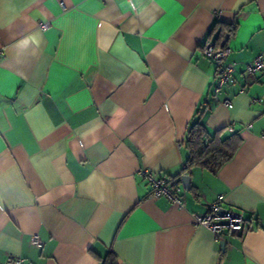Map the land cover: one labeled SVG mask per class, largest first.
<instances>
[{"label": "crops", "instance_id": "obj_1", "mask_svg": "<svg viewBox=\"0 0 264 264\" xmlns=\"http://www.w3.org/2000/svg\"><path fill=\"white\" fill-rule=\"evenodd\" d=\"M226 34L235 81L215 94L201 45ZM0 47V264H264V72L244 71L264 0H0ZM196 120L240 142L186 190ZM142 170L179 180L183 206ZM218 196L249 227L223 249L191 217Z\"/></svg>", "mask_w": 264, "mask_h": 264}, {"label": "built area", "instance_id": "obj_2", "mask_svg": "<svg viewBox=\"0 0 264 264\" xmlns=\"http://www.w3.org/2000/svg\"><path fill=\"white\" fill-rule=\"evenodd\" d=\"M47 27V23L41 25V28ZM202 55L215 64L214 85L215 94L220 93L223 87L232 84L235 81L234 72L236 63L227 61L230 52L228 46L216 45L211 40H205L201 45ZM3 48L0 47V58L3 55ZM244 71L247 74L264 72V54H257L253 60L244 64ZM257 100L253 99V102ZM228 108L233 106L232 100L223 101ZM247 127H250L247 126ZM231 130V128H230ZM151 187V195L155 197H166L172 204L179 207L183 206L180 197L179 180L169 177L155 176L149 170L140 172ZM223 196H218L217 200L210 203L204 213H192V221L197 226H203L211 230L217 240L224 241L225 235L237 236L243 234L249 229L245 225V217L242 210L234 207H225L222 203ZM32 243L40 247L42 242L37 235L31 237ZM1 264H25L22 257L10 254Z\"/></svg>", "mask_w": 264, "mask_h": 264}, {"label": "trees", "instance_id": "obj_3", "mask_svg": "<svg viewBox=\"0 0 264 264\" xmlns=\"http://www.w3.org/2000/svg\"><path fill=\"white\" fill-rule=\"evenodd\" d=\"M225 27V25L221 26V31ZM230 27H228V31L233 30V27ZM225 36L229 35L226 34ZM239 142L238 139L234 140L232 136L210 135L199 120L194 121L188 127L184 139V146L188 153L182 172L187 174L195 166L212 173L217 172L224 163L233 157ZM100 262L101 264H116V257L109 252L100 258Z\"/></svg>", "mask_w": 264, "mask_h": 264}, {"label": "water", "instance_id": "obj_4", "mask_svg": "<svg viewBox=\"0 0 264 264\" xmlns=\"http://www.w3.org/2000/svg\"><path fill=\"white\" fill-rule=\"evenodd\" d=\"M228 40V36H225L223 38V40L221 41V46H224L226 44ZM180 181L182 182V185L183 187L186 189V190H189L190 188V176L188 174H183L181 177H180ZM225 242L224 241H221L220 242V246L221 248H225Z\"/></svg>", "mask_w": 264, "mask_h": 264}]
</instances>
